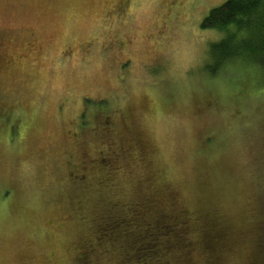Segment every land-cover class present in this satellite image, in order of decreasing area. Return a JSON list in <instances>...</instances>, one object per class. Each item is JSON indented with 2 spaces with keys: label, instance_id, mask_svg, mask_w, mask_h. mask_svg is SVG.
I'll use <instances>...</instances> for the list:
<instances>
[{
  "label": "rangeland",
  "instance_id": "rangeland-1",
  "mask_svg": "<svg viewBox=\"0 0 264 264\" xmlns=\"http://www.w3.org/2000/svg\"><path fill=\"white\" fill-rule=\"evenodd\" d=\"M226 1L0 0V264H118L90 232L145 174L127 147L107 175L81 171L107 138L92 112L130 113L121 141L144 137L181 209L214 221L210 250L191 227V264H264L261 73L206 69L221 35L201 23Z\"/></svg>",
  "mask_w": 264,
  "mask_h": 264
},
{
  "label": "trees",
  "instance_id": "trees-1",
  "mask_svg": "<svg viewBox=\"0 0 264 264\" xmlns=\"http://www.w3.org/2000/svg\"><path fill=\"white\" fill-rule=\"evenodd\" d=\"M201 28L211 29L221 35L209 46L211 65L206 68L209 74H216L226 65L242 63L245 69L257 67L264 84V0H227L208 13ZM121 113V116H117L118 122H114L111 119L113 116L104 120L92 112V120L96 119L102 129H108L107 138L104 144H96L94 150L93 147L86 149L81 171L85 175L95 170L99 175L106 174L105 166L107 169L119 166L120 162H117L121 156L117 157L115 151L128 153L125 147L133 149L132 156L129 154L124 162L129 163L130 158H133L140 163V170L145 176L136 179L135 185L137 193H146L135 200V205L129 206L123 215H107L101 219L94 233L93 229L90 232L94 242L97 241L95 246L107 243L109 255L116 258L118 264H191V227L195 225L200 237H204L206 242L211 241V245L204 249L210 250L214 243L211 239L218 236V232L212 230L215 223L210 217L202 222L204 218L198 212L194 215L181 209L176 191L169 190L161 181L159 170L153 163V147L144 137L133 136L129 142L121 141V135L129 133L134 124L129 122L130 113L129 119ZM120 141V147L114 149L116 145L113 144ZM85 158H89V162ZM86 163L91 164L87 166ZM120 173L111 174L110 178L116 179ZM101 237L106 238V241H100ZM80 249H85V253L92 250L88 247Z\"/></svg>",
  "mask_w": 264,
  "mask_h": 264
}]
</instances>
